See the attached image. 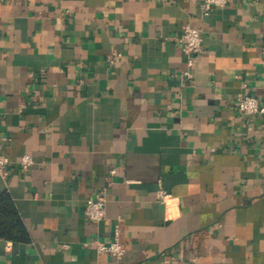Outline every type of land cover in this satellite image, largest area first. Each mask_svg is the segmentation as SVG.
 <instances>
[{
	"label": "crops",
	"instance_id": "obj_1",
	"mask_svg": "<svg viewBox=\"0 0 264 264\" xmlns=\"http://www.w3.org/2000/svg\"><path fill=\"white\" fill-rule=\"evenodd\" d=\"M201 1L0 0V195L28 235L0 264H264V115L237 108L264 101V0Z\"/></svg>",
	"mask_w": 264,
	"mask_h": 264
},
{
	"label": "built area",
	"instance_id": "obj_2",
	"mask_svg": "<svg viewBox=\"0 0 264 264\" xmlns=\"http://www.w3.org/2000/svg\"><path fill=\"white\" fill-rule=\"evenodd\" d=\"M229 0H202L201 7L208 12L215 6H225ZM181 43L182 50L186 56V67L181 72L183 79L192 80L194 78L195 57L201 51L203 44L202 30L199 27L186 25L183 32L177 37ZM237 108L245 114H261L264 115V101L257 96L249 93H242L237 97ZM12 160L6 155L0 153V175L7 176L10 173ZM21 166L28 169L33 163L34 158L30 153H24L20 158ZM116 169H111V173H115ZM158 198L166 202L172 197L171 192L160 187L157 192ZM85 214L88 218L101 220L106 217V197L104 192H99L95 196H90L86 200ZM99 251L108 252L113 256L120 258L124 255L126 249L120 241L119 230L116 228L114 237L111 241L106 242L100 239L96 240Z\"/></svg>",
	"mask_w": 264,
	"mask_h": 264
},
{
	"label": "trees",
	"instance_id": "obj_3",
	"mask_svg": "<svg viewBox=\"0 0 264 264\" xmlns=\"http://www.w3.org/2000/svg\"><path fill=\"white\" fill-rule=\"evenodd\" d=\"M0 237L16 240L28 238L25 226L7 192L0 195Z\"/></svg>",
	"mask_w": 264,
	"mask_h": 264
}]
</instances>
